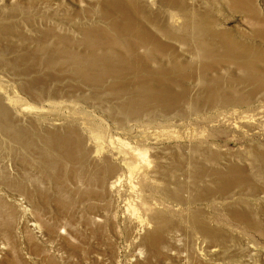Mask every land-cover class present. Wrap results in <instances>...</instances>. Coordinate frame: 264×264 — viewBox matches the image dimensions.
Instances as JSON below:
<instances>
[{
	"label": "bare ground",
	"instance_id": "6f19581e",
	"mask_svg": "<svg viewBox=\"0 0 264 264\" xmlns=\"http://www.w3.org/2000/svg\"><path fill=\"white\" fill-rule=\"evenodd\" d=\"M97 1L103 8L102 18L109 20L113 33L86 31L84 42L98 46L103 41L102 44L113 49L112 52L120 64H117V60L113 63L108 60L106 57L110 54L105 57L104 53L103 55L94 53L92 56L98 58L95 62L91 58L93 64H89L90 58L86 57L87 60H84L75 53L65 51L64 57L82 61L70 66L68 63H57L56 57L50 54V51L46 54L43 50L40 56L46 63L40 65L65 69L72 75L70 79L77 82L76 84L89 89L96 88V91L101 88L104 94L107 91L108 95L114 97L113 99L120 101V113L124 117L138 116L149 110H179L181 106H185L184 104L191 106L196 112H206L218 107H240L264 94V6L257 3L260 0H226L232 14L240 15L243 22L249 26L248 33H243L240 29L234 32L232 29L223 28L226 18L220 19L217 14L222 7L212 0L207 2L206 8L202 7V2L194 3L193 0H148L151 5L159 6V10L171 11V15L167 16L162 12H152L150 4L141 0ZM27 8L28 6L20 0H0V65L5 64L7 68L19 71L18 76L21 77L32 73L28 70L26 73V70L16 64L17 57L12 58L17 55L16 43L21 38L14 19L19 12L26 11ZM22 40L27 42L25 38ZM40 41H37L38 47L43 46ZM140 51H144L145 54L140 55ZM165 57L166 59L168 57L171 65H160L158 70L150 68L151 63H166L162 62ZM192 57H197L201 62L197 77L202 86L197 94L191 92L185 85V80L192 78V70L197 67L193 64L194 61H189ZM110 59L112 60V57ZM22 60L27 61L28 58H23L22 55ZM223 71L229 74L227 78L221 76ZM48 80H36L27 88L29 97L36 105L21 110L15 104V100L8 99L0 89V133L17 146L16 151L13 149L17 156L13 158L15 161L11 159L9 162L6 159L7 161L0 162V264H4L1 258L9 254L11 248H15V242L19 238L16 234L17 229L22 230L24 238L31 243L35 240L36 233H39L45 243L63 241L67 245L64 246L68 248L71 238L78 236L73 216L67 215L65 222L58 225L57 221L47 222L38 215L37 210L40 212L41 207L39 204L35 205L34 199L41 190L30 189L17 178L18 172L26 169V165H32L38 173L44 174L49 183L59 186L68 184L77 193V201L84 205L81 211L83 227L97 236L109 237L110 233L117 236L118 233L117 237L120 240L125 239L129 244L144 239L143 234L153 228V233L147 238L153 251L164 242L163 233L168 224L166 217L159 212L144 213L143 209L139 208L143 205H156L145 196V193L166 194L168 196L165 198L166 202L174 206H197L212 203L213 199L224 201L221 197L236 188L255 187L245 168L235 164L227 165L226 169L220 168L219 156L214 154L207 157L208 162L215 164V167H209L206 162L200 160L189 159L186 162V169L179 166L182 176L165 178L163 179L165 184L162 186L158 185L156 180L155 184L153 176L149 173L151 180H148L146 175L149 171L148 169L146 171L147 166L144 163L157 164L156 160H150L148 152L142 153L143 164H130L124 156L103 147L99 141L100 133H94L95 130L91 132L89 125L85 126L73 117L66 125L58 121L42 122L40 118L43 116L46 118L48 104L66 106L67 102H76L81 99L82 94H86L80 92L77 87L68 90L70 87L68 82L60 79L56 82L63 84L62 86L59 85L54 91L47 90L44 85ZM17 110L20 111L16 112ZM17 118L24 122L26 120L30 124L28 128L19 123ZM34 122H38L37 128L34 127ZM58 126H62L63 130H55ZM64 126L66 127L63 128ZM119 129L126 130L125 126ZM138 161L140 162L139 159ZM17 165H21L19 167L22 169ZM159 166L157 164L154 167L157 173L160 170ZM253 166L257 173L264 175L263 153L258 154V161ZM74 173L77 174V184L69 183L71 176L74 178L72 175ZM171 184L177 186L174 193H169ZM184 192L195 193V197L181 199ZM17 193L28 198L37 211V217L36 214L33 216L31 213L28 214L29 210H25L22 220L17 218L16 206L19 205ZM48 196L46 200L58 207L69 208L73 201L66 197L57 196V199L53 197L50 199ZM222 201H219V204ZM231 214L233 215L231 218L237 222L247 223L250 219L245 213L232 211ZM191 219L196 233L207 237L211 241V246L216 247L217 243H220L222 231L209 226L205 220L201 222L198 214H193ZM210 251L216 252L217 249L210 248ZM140 252L139 257L142 256ZM53 261L48 258L46 264L57 262Z\"/></svg>",
	"mask_w": 264,
	"mask_h": 264
},
{
	"label": "rangeland",
	"instance_id": "374dc122",
	"mask_svg": "<svg viewBox=\"0 0 264 264\" xmlns=\"http://www.w3.org/2000/svg\"><path fill=\"white\" fill-rule=\"evenodd\" d=\"M20 1L28 6V10L19 12L17 18L14 19V22L18 25L17 31L21 38L16 43L17 55L12 56V58L17 57L18 63L16 64L26 70V73L31 71L32 74L21 77L18 76L19 71L7 68L2 63L0 65V89L8 99L15 100V104L20 110L36 105V102L29 97L26 91L36 80L49 79L45 85H41L52 91L58 88L59 85H63L56 82V80H65L70 86L68 90L77 87L80 92H86L87 95L82 94L81 99L72 103L67 102L66 106L51 103L49 106L48 104L46 118L44 116L43 119L40 118L42 122L57 123L58 121L66 125L68 120L73 117L85 126L89 125L91 132L95 130L94 133H100L99 141L103 147L124 156L130 164H143L142 153L148 152L150 160H156L155 162L160 165V170L158 173L155 172L154 167L157 164L145 162L144 165L147 166L145 169L149 171L146 172L147 178L151 180L149 178L150 173L155 184L158 182L160 186L165 184L163 181L165 178L170 179L174 175L182 176L179 166H184L186 169V162L189 159L193 161L200 160L203 163L206 162L209 167H215V164L208 162L207 157L209 154H214L219 156L220 168L226 169L227 165L231 164L245 168L255 187L236 188L221 197L224 201L213 199L212 203L197 206H174L166 202L165 198L168 197L166 194L160 192L145 193V196L155 202L156 205H143L144 207L139 208L143 209L144 213L149 211L159 212V214L166 217V224H168L163 233L164 242L159 245L156 251H153L147 239L153 233V228L143 234L144 239L135 244H129L125 239L120 240L117 237L118 233L117 236L114 233H110L109 237H107L108 235H104V237L97 236L91 230L83 227L81 211L84 205L77 201V193L68 184L59 186L49 183L46 181L44 174L38 173L35 167L32 168V165H26V169L18 172L17 178L20 183L30 189L34 188L41 190L40 194L44 193V195H37L34 199L35 205L39 204L41 207L40 212L37 210L38 215L47 222L56 223L57 221L58 225L63 221L65 222L67 215L73 216L75 232L78 236L76 238L72 237L73 240L71 238L70 247L68 248L65 247L67 245L63 241L52 244L50 242L45 243L39 233H36L37 236L36 238L33 237L35 240H32L33 243H31L24 238L25 235L23 236L22 230L17 229L16 234L19 238L15 242V248H11L9 254L1 258L4 264H46L48 258L57 261L55 263L53 261L54 264H264V175L257 173L253 166L258 161V154H264V94L258 96L256 100L255 98L252 99L248 104L240 105V107H218L219 110L215 108L206 112H196L191 106L184 104L186 107L181 106L183 108L179 110H149L138 116L124 117L120 113V101L113 99L114 97L108 95L107 91L104 94L101 92V88L96 91V88L82 87L70 79L72 75L65 69L47 68L42 64L40 65V63H46L44 58L40 56L43 50L46 54H53L57 59V63H68L70 66L82 61L80 59V61L69 59L66 55L64 57L65 51L66 53H75L84 60L90 58L91 61L88 60L89 64H93L92 59L95 62L98 58L92 56L94 53L101 55L104 53L105 57L110 54L106 58L112 63L116 62L117 58L112 52L113 49L107 48L106 44H102L103 41L98 44L99 49H97V45L94 46L84 42V32L86 31L113 33L109 20L102 18L101 9L103 8L100 2L97 0ZM141 1L151 5L148 0ZM209 1L211 0H193L192 2H202V7L206 8ZM212 1L219 3L222 7V12L220 11L217 14L220 19L226 18L223 28L232 29L234 32L238 29L243 33L250 32L249 26L243 22L242 17L232 14L228 5H226V0ZM257 3L264 6V0L257 1ZM150 5L149 8L152 12H162L166 16L171 15V11L165 9H160V11L159 6L157 7L156 4ZM56 7L58 9H54ZM152 30L154 31V28ZM54 34L57 38L54 37ZM58 37L62 39L59 40ZM24 38L27 39V42H23L22 39ZM243 39L253 42V40H247V38ZM39 40L42 41L40 42L43 46L38 47L37 41ZM140 52V55L145 54L144 51ZM22 55L23 58H28V60H22ZM122 56L124 55L122 54ZM189 61H194L193 64L197 67L192 70L193 79L188 78L189 80H185V85L191 92L197 94L202 86L199 77H197L201 62L197 57H192ZM117 62V64H120L118 60ZM162 62L166 63H151L149 66L151 69L158 70L160 65H171L168 57L167 59L166 57L163 58ZM223 73V75L221 74L222 77L227 78L229 76L226 71H223ZM18 120L27 128L30 125L26 120L25 122L21 119ZM40 121L39 123H41ZM37 123L34 122L36 128L38 127ZM120 125L125 126L126 130L119 129ZM55 130L63 129L62 126H58ZM16 148L14 142L0 133V162L3 160L10 162L11 159L15 161L13 158L17 156L14 154L13 149L16 151ZM19 166L21 165H17V167ZM10 167H12V163ZM22 167L24 166L22 165ZM187 171L185 170V172ZM75 174H72L74 178L71 176L69 183L77 184V174ZM38 186H40V189H38ZM169 191H171L169 193H174L177 191V186L171 184ZM17 194V203L21 205L16 206L17 218L22 220L24 213H26L25 210H29L27 211L28 214L31 213L35 216L37 211L34 210L31 202L27 200L28 198L19 193ZM45 195H50L48 196L50 199L52 197L56 199L66 197V199H72L73 201L71 200L72 204L69 208L58 207L55 203L47 201ZM191 197H195V193L184 192L181 194V199ZM219 201H222V203L219 204ZM232 211L247 214L250 217L248 224L233 220L231 218L233 216ZM193 214H198L201 222L205 220L209 226L211 225L214 229L222 231L223 235L216 247L211 246V241L207 237L196 233L191 219ZM35 217H37V214ZM209 247L211 250L216 248L217 251L211 252ZM139 252L142 259L139 257Z\"/></svg>",
	"mask_w": 264,
	"mask_h": 264
}]
</instances>
